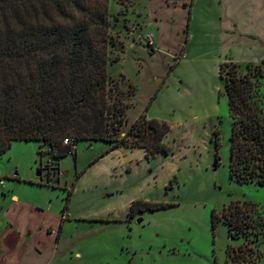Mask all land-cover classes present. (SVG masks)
I'll return each instance as SVG.
<instances>
[{"label": "rangeland", "instance_id": "obj_1", "mask_svg": "<svg viewBox=\"0 0 264 264\" xmlns=\"http://www.w3.org/2000/svg\"><path fill=\"white\" fill-rule=\"evenodd\" d=\"M184 1L110 0L111 56H120L110 73L138 88L128 120L144 113L167 121L171 152L79 140L58 159L48 144L14 141L0 155V264H226L228 245L243 241L224 222L212 224V211L233 201L264 206V185L230 174L232 118L218 72L222 5L200 2L193 21ZM239 55L264 68L253 52ZM135 200L166 206L132 215ZM46 222L56 237L40 228Z\"/></svg>", "mask_w": 264, "mask_h": 264}, {"label": "trees", "instance_id": "obj_2", "mask_svg": "<svg viewBox=\"0 0 264 264\" xmlns=\"http://www.w3.org/2000/svg\"><path fill=\"white\" fill-rule=\"evenodd\" d=\"M111 15L110 0H0V155L17 140L48 144L58 159L79 140L142 147L147 156L171 152L165 120L143 113L123 134L138 88L125 74L110 73L120 59L111 56ZM242 66L228 60L219 68L232 118L230 174L264 185V68L248 62L242 72ZM165 206L135 200L130 212ZM220 222L231 238L243 239L228 245L225 263L260 264L264 206L233 201L212 211L214 230Z\"/></svg>", "mask_w": 264, "mask_h": 264}, {"label": "crops", "instance_id": "obj_3", "mask_svg": "<svg viewBox=\"0 0 264 264\" xmlns=\"http://www.w3.org/2000/svg\"><path fill=\"white\" fill-rule=\"evenodd\" d=\"M189 1L190 0L184 1V7H187V10L191 13L193 21L196 17L195 10H197L193 9V7L199 5L200 2H207L208 4L210 2V0H192L193 2L189 8ZM220 4L222 5L219 21V28L221 30L220 43L221 48L226 51V53L219 57V62L221 63L223 61L234 60L241 64H246L248 62L260 64V62L253 57L244 59L241 58L239 54L245 50L247 53L250 51L253 52L254 55L260 56L261 60L264 61V0H220ZM192 9L193 12H191ZM198 11L205 14L207 17L209 15L208 10L200 9ZM189 12L187 14V18H189ZM133 121L135 120H128V122L124 125L122 130L123 134L127 132ZM169 133L166 135L165 141ZM136 150L141 151L143 155L146 154V150L142 147L118 146L115 151L128 153L129 151L133 152ZM1 183L5 184V181L3 180ZM13 197L17 198L15 195ZM36 209L38 211L45 212V210H40L38 207H36ZM58 220H60V218H58ZM40 228L51 231V234H55V237L57 235L55 228L51 223L46 222L41 224ZM20 234L22 235L21 231Z\"/></svg>", "mask_w": 264, "mask_h": 264}, {"label": "built area", "instance_id": "obj_4", "mask_svg": "<svg viewBox=\"0 0 264 264\" xmlns=\"http://www.w3.org/2000/svg\"><path fill=\"white\" fill-rule=\"evenodd\" d=\"M148 40L152 42V35H148ZM1 181H3V180H1Z\"/></svg>", "mask_w": 264, "mask_h": 264}]
</instances>
